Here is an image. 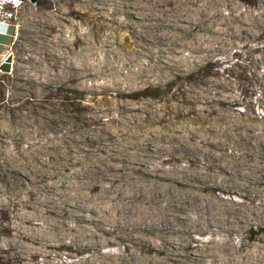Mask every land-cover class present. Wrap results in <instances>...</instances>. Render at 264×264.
I'll return each instance as SVG.
<instances>
[{"label":"rangeland","instance_id":"obj_1","mask_svg":"<svg viewBox=\"0 0 264 264\" xmlns=\"http://www.w3.org/2000/svg\"><path fill=\"white\" fill-rule=\"evenodd\" d=\"M2 23L0 264L160 263L104 219L95 168L187 206L163 264L264 245V0H0ZM210 214L235 228L193 227Z\"/></svg>","mask_w":264,"mask_h":264},{"label":"bare ground","instance_id":"obj_2","mask_svg":"<svg viewBox=\"0 0 264 264\" xmlns=\"http://www.w3.org/2000/svg\"><path fill=\"white\" fill-rule=\"evenodd\" d=\"M104 141H106V140H104ZM80 142H81V140H80ZM96 146H97V144H96ZM106 148L104 145V147L99 146V147H96L95 149H87V150L90 152H93V151L98 150V149L104 150ZM135 154L136 155H151V153L148 152V150H140L134 154L132 153L133 156ZM60 156H61V153H60ZM112 160H114V159H112ZM116 163H119V162H116ZM117 165H119V164H117ZM121 166H122V164H121ZM95 169L97 172L100 173L99 177L97 178V181L100 182V184L103 186V188H101L99 190V192L96 193V196L101 197V196L105 195V194H103L104 192L105 193L110 192V193L114 194L112 199L109 202L108 213L105 214V216L103 215L104 219L108 220V221H112V223L114 225L116 224L120 228L121 227H134L132 229L138 228V230L142 231V232H133V231L132 232H126V236L129 237L130 239L131 238L132 239L137 238L139 242L151 243L152 247L150 248V250L152 251V253L153 252H155V253L150 254V255H152V257L155 260L159 261L160 262L159 264H163V262H162L163 260L162 261L160 260L161 253H162V248H161L162 245L164 243L171 242L172 239H179L178 237L182 236L181 234L176 235V238H175L172 235L173 231H179V230L182 232L189 231V230H186V228L184 230V227H183L185 225V223H187L186 222L187 216L183 213L188 209L187 206L184 204V202L182 200L181 201L174 200L175 197H174V199L172 197H167V199H165L166 196L161 191L156 190V192L154 191L153 193L151 192V194H148L146 191L142 190L141 188H134V189L132 188V190L131 189L127 190L122 185L114 183V181H113L114 178H112V173H108V171L103 172V171H100L101 169H97V168H95ZM84 175H85V173H84ZM85 177H87V175H85ZM75 179H76L75 181H71V182L69 181L67 183L61 184L60 188H62L63 193L60 192L59 195H66V197H67V200H65V201L63 200L64 201L63 204L70 203V204L74 205L75 207L80 208L81 206L78 204L79 201H78V203L73 204V201L76 200L77 196H74L73 194H71V189L74 187H82V186L86 187L88 184H90L91 181H93L95 179L93 177H90L89 179L86 178L87 179L86 181H82L83 179L80 180L81 178H78L77 175L75 176ZM109 179H111L110 183H109V181L107 182V180H109ZM55 189H57V188H55ZM148 190H149V188H148ZM79 192H82V191H79ZM69 198H70V200H69ZM162 199H165L167 201L166 205L162 206V204H160V201ZM89 209L93 210L95 208L91 207ZM198 209H202V208H198ZM119 212H121V213H119ZM72 214H75V213L72 211ZM235 222L236 221H234L231 217L226 216V215L225 216L222 215L220 217H215V216L210 214L209 216H207L205 218H203V216L199 217L197 219V222L195 224H193V227L197 228L200 226L199 223H204L205 225L209 226V228H208L209 231L216 234V233H220L221 231H231L232 229L235 228ZM190 225H191V222H190ZM176 226H177L178 230H176V228H175ZM203 227H205V226H203ZM138 230H136V231H138ZM203 231H205V230H203ZM93 235H95V234L91 233V235H89V236L92 237ZM98 239H100V238H98ZM80 240H81V242H83V244L84 243L89 244L91 242V240L90 241L87 240L86 235H83L82 237H80ZM161 242H164V243H161ZM228 246L229 245H225L224 248L227 249V248H229ZM208 248H210V245H208L205 250L203 249L201 251L199 249L198 250L193 249V251H188L189 254L185 255V256H186V258H188L187 260L197 262L196 264H198V262L202 261V259H203L202 257H207L209 254L212 253V252L208 251ZM167 251H170V249L167 248ZM221 251H219V253ZM214 253H216V252L214 251ZM225 253H227V252H225ZM232 256L228 255V254H224L221 257V259L223 260L222 262L224 264H263V262H264V245H261L260 247H253L251 249H248V251L245 254L239 256L238 262H236L237 260L233 261ZM166 257H167V255H166ZM106 261H108V260H106ZM136 261H133V263H131V264H142V262L144 260L139 258V260L137 262ZM185 262H187V261H185ZM105 264H122V263H120L118 260H116V261H114V263L110 262V263H105ZM178 264H179V261H178Z\"/></svg>","mask_w":264,"mask_h":264},{"label":"crops","instance_id":"obj_3","mask_svg":"<svg viewBox=\"0 0 264 264\" xmlns=\"http://www.w3.org/2000/svg\"><path fill=\"white\" fill-rule=\"evenodd\" d=\"M5 24H0V54L4 53V45L6 42V37L9 35L8 31L6 30Z\"/></svg>","mask_w":264,"mask_h":264},{"label":"built area","instance_id":"obj_4","mask_svg":"<svg viewBox=\"0 0 264 264\" xmlns=\"http://www.w3.org/2000/svg\"><path fill=\"white\" fill-rule=\"evenodd\" d=\"M7 2H11V3H15V2H17V0H6Z\"/></svg>","mask_w":264,"mask_h":264},{"label":"trees","instance_id":"obj_5","mask_svg":"<svg viewBox=\"0 0 264 264\" xmlns=\"http://www.w3.org/2000/svg\"><path fill=\"white\" fill-rule=\"evenodd\" d=\"M4 68H5V71H7V70H8V66H7V65H5V66H4Z\"/></svg>","mask_w":264,"mask_h":264},{"label":"water","instance_id":"obj_6","mask_svg":"<svg viewBox=\"0 0 264 264\" xmlns=\"http://www.w3.org/2000/svg\"><path fill=\"white\" fill-rule=\"evenodd\" d=\"M31 1H35V0H31Z\"/></svg>","mask_w":264,"mask_h":264}]
</instances>
